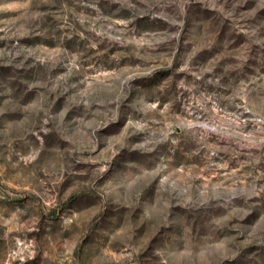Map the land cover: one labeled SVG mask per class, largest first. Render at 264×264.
I'll use <instances>...</instances> for the list:
<instances>
[{
	"label": "rangeland",
	"instance_id": "1",
	"mask_svg": "<svg viewBox=\"0 0 264 264\" xmlns=\"http://www.w3.org/2000/svg\"><path fill=\"white\" fill-rule=\"evenodd\" d=\"M0 264H264V0H0Z\"/></svg>",
	"mask_w": 264,
	"mask_h": 264
}]
</instances>
